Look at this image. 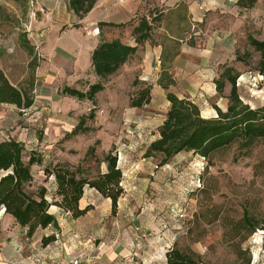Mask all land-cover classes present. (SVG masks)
<instances>
[{
	"label": "crops",
	"instance_id": "0c3cea01",
	"mask_svg": "<svg viewBox=\"0 0 264 264\" xmlns=\"http://www.w3.org/2000/svg\"><path fill=\"white\" fill-rule=\"evenodd\" d=\"M38 1H41L39 11L49 19L32 23L35 29L44 30L39 49L44 61L37 73L34 105L28 110H20L13 105L0 104V108L10 106L20 113L30 112L27 118L16 116L14 120L0 112V128L7 133H2L0 140L8 137L36 146L42 144L39 148L41 159L31 166L32 189L39 186L48 190L55 188L54 177L47 176L45 170L61 162L55 159L56 144L91 136L104 143L112 142L113 137L107 134L108 126H112L109 112L113 107L118 108L114 96L125 95L123 88L127 90L129 77L152 87V100L143 108L152 105L156 101L155 95L160 94L167 103L168 113L170 103L166 96L171 92L194 102L216 101L214 108L202 115L216 118V108L225 112L229 104L232 84L223 78L229 71L232 76L238 75L236 86L241 100L254 109L264 108V90L263 96L254 98L245 81L248 73L257 70L253 68L260 61V54L249 39L264 41V20L260 23L259 12L255 9L257 5L244 9L239 6V0H98L83 19L75 17L71 11L73 15L69 20L78 27L73 25L64 30L68 24L69 1ZM142 21L151 26L150 36L137 43L140 33L134 31ZM46 25L50 27L46 28ZM91 30H98L100 34H93ZM61 31L73 32L80 39L63 43L56 39ZM85 31L89 33L87 38H84ZM50 33L55 37L52 42ZM193 37L195 41L190 40ZM115 40L137 47V51L108 78L105 89L96 95L99 100L101 94H108L112 101L106 106L93 105L94 113L102 116L87 126L84 121L88 105L85 108V104L79 103L73 108L62 105L60 99L64 97L76 99L61 92L66 86L87 92L90 85L98 83L100 79L93 72L91 54L100 42ZM165 70L175 81L168 90L159 85ZM85 80L90 83H84ZM218 81L225 83L221 94L217 91ZM23 120L26 124L22 123ZM123 121L128 120L123 118ZM82 123V130L74 134ZM24 124L27 128H23ZM89 127L100 130L93 134L87 129ZM109 152L107 149L98 153V158L104 160ZM86 154L83 152L76 162H68L78 165ZM125 161L129 163L127 158ZM101 165V172H106L107 164L101 162ZM119 167L123 172L124 195L118 201L116 213L111 199L104 198L95 189L86 188L80 201L81 209L89 207L85 216L74 219L64 210L52 206L50 213L57 220V227L38 228L32 237H28L27 229L4 209L0 210V264H68L73 258H82L88 264H167L166 252L175 242L179 220L161 219L158 212L150 211L153 205L148 199L141 203V210H136V204L139 206L140 203L135 192H141L142 197L153 183H136L138 178L132 169L125 173L123 166ZM51 235H55L56 241L44 246L43 238Z\"/></svg>",
	"mask_w": 264,
	"mask_h": 264
},
{
	"label": "rangeland",
	"instance_id": "374dc122",
	"mask_svg": "<svg viewBox=\"0 0 264 264\" xmlns=\"http://www.w3.org/2000/svg\"><path fill=\"white\" fill-rule=\"evenodd\" d=\"M39 4L41 1L38 0H0V67L11 83L21 89H29L31 81L36 82L38 70L44 61L39 50L44 40V30L32 27L36 21L49 19L43 11H39ZM256 5L261 23L264 20V0H259ZM71 13L68 4V24L64 30L74 25L69 20L73 15ZM49 27L46 25V28ZM91 31L100 34L96 30ZM59 34L56 39H61L63 43L80 39L73 32L68 34L61 31ZM88 34L85 31L84 38ZM54 38V33H50L49 40L52 42ZM190 40L195 41L194 37ZM29 47H34V57L30 55ZM33 58H36L34 67L31 66ZM258 74L257 70H253L245 78L248 83L250 76L257 77L256 88L248 85L254 98L263 96L264 80H259ZM89 81L85 80L84 83L89 84ZM126 82L128 88H123L125 95L120 93L114 96L118 108L113 107V111L109 112L108 119L112 126H108L106 132L113 137L112 142L104 143L91 136L85 140L71 139L67 143L56 144L55 159L61 161L58 164H65L81 176L93 179L102 171L103 159L98 158V153L110 149L120 159L119 165L123 166L125 173L132 169L133 175L138 178L136 183H153V187L149 188V185L142 197L141 192H135V198L140 203L139 206L136 204V210H141V203L148 199L153 205L150 211L158 212L161 219L179 220L174 248L192 255L200 264H264V234L257 231L248 237V230L241 224L245 211L258 221L264 215V141L258 142L248 152H240L236 146L221 150L211 162L192 152H182L165 164H161V156L145 158L150 141L158 138V129L166 119L167 103L160 94H156V101L152 105L139 110L131 107V98L136 97L146 84L139 79L132 80V77ZM107 83L108 80L104 82ZM32 95L34 97V93ZM60 100L62 105L67 104L72 108L78 103L85 104L83 108L88 105L84 122L89 126L97 121L98 116H102L95 114L92 106H106L111 103L112 97L101 94V99H96L95 103L78 102L67 97ZM215 102L206 99L195 103L205 115L207 110L214 108ZM0 110L5 117L13 120L16 116L25 119L30 113H20L10 106H1ZM123 118L128 121H123ZM25 124L23 128H27ZM87 129L93 134L100 130ZM2 133L7 134L0 128V137ZM19 143L25 148V163H29L32 156L36 160L41 159V143L38 146ZM85 151L86 157L78 165L68 162L80 160ZM126 158L129 163L125 161Z\"/></svg>",
	"mask_w": 264,
	"mask_h": 264
},
{
	"label": "trees",
	"instance_id": "16d2710c",
	"mask_svg": "<svg viewBox=\"0 0 264 264\" xmlns=\"http://www.w3.org/2000/svg\"><path fill=\"white\" fill-rule=\"evenodd\" d=\"M15 2L21 0H12ZM74 16L83 19L96 6L98 0H68ZM259 0H239V6L251 9ZM78 27V25H74ZM151 26L143 21L135 29L139 34L137 43L146 40L150 35ZM249 43L260 54L257 70L264 74V41L253 38ZM28 44V43H27ZM30 55L34 57V47H29ZM137 51V47L123 44L119 40L102 41L91 54L92 69L100 81L92 84L87 92L64 87L62 95L75 98L78 101L95 103L96 95L105 89L104 82L114 75ZM36 58L31 66L34 67ZM223 78L232 84L227 110L216 108V118H204L201 109L190 98H180L169 92L166 96L170 109L166 119L158 129V138L152 141L145 158L161 156V164L169 162L182 152H192L202 159L211 162L213 156L221 150L236 146L240 152H248L258 142L264 141V108L254 109L241 100L236 82L238 75L232 76L229 71ZM173 75L165 70L159 80V85L168 90L174 85ZM218 93H223L225 83L218 81ZM35 83L31 81L29 89H21L11 83L0 67V104L16 106L20 110H28L34 105ZM152 100V87L146 85L136 97L131 98L130 106L143 108ZM83 123L77 126L74 134L82 130ZM24 146L11 138L0 140V210L13 216L18 224L27 229V236L32 237L38 228L57 227V220L50 213V208L56 206L69 213L74 219L83 217L89 207L80 208V201L86 188L95 189L104 198L111 199L113 212L116 213L118 201L124 195L121 185L123 172L118 165V158L109 152L102 162L107 164V171L99 172L93 179L81 176L65 164H57L47 168V176H53L55 188L50 192L46 187H33L31 166L38 162L31 157L29 163L24 162ZM243 228L248 230V237L257 231L264 234V215L257 218L244 212L241 221ZM56 241L55 235L44 237V246ZM167 264H200L199 260L190 254H185L172 246L166 252ZM249 264V262H248Z\"/></svg>",
	"mask_w": 264,
	"mask_h": 264
},
{
	"label": "built area",
	"instance_id": "2783aa9c",
	"mask_svg": "<svg viewBox=\"0 0 264 264\" xmlns=\"http://www.w3.org/2000/svg\"><path fill=\"white\" fill-rule=\"evenodd\" d=\"M97 32H99L98 30H97ZM38 48V47H37ZM258 77H259V80H264V74H258ZM249 80L250 81H248V85L250 86V87H257V77L255 76V77H253V76H250V78H249ZM120 161V159H118V165H119V162ZM50 192H52V190H49ZM172 247L170 246L169 247V249H171ZM168 249V250H169ZM68 264H88L86 261H84L82 258H73V259H71L70 261H69V263Z\"/></svg>",
	"mask_w": 264,
	"mask_h": 264
}]
</instances>
